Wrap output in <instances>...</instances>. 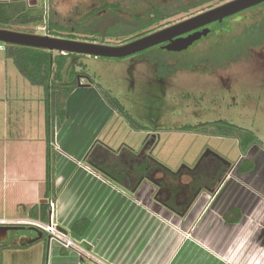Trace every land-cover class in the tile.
<instances>
[{
    "label": "crops",
    "instance_id": "obj_1",
    "mask_svg": "<svg viewBox=\"0 0 264 264\" xmlns=\"http://www.w3.org/2000/svg\"><path fill=\"white\" fill-rule=\"evenodd\" d=\"M43 2L44 0H0V3L16 4L27 9H43ZM79 58L80 56L71 59L63 73L64 83H68L72 65ZM8 61L5 57L3 63L6 70ZM79 69L77 66L75 72ZM64 77L67 79L64 80ZM26 81L28 80L20 73L13 76L12 81H7V76L0 79V221L6 223L33 221L25 208L48 202L45 199V96L41 87ZM79 82L61 103L62 107L54 119L57 148L54 161L56 200L53 203L57 207L55 215L58 226L66 230L80 246L84 244L91 247L90 251H86L94 259L90 256L82 259L73 250L63 249L57 242H51L45 233L38 240L46 239L49 254L54 260L52 264H227L205 251L197 242L183 237L178 239L176 230L174 240L169 238L171 232L166 237L167 222H172L181 230H188L185 227L196 222L208 207L211 208L208 213L211 219L219 215L229 227V232L235 229L239 231L243 223H248L247 218L253 210L248 202L256 199L251 188L241 187V180L244 182L245 176L257 171L258 161L250 153L252 147L246 153H238L233 169L228 172L218 191L219 196L215 197V194L208 191L201 192L182 218L160 204L155 196L160 189L162 194L166 193V199L172 198L169 197L172 192L181 188L174 197L179 205L186 207L192 195L182 186H187L191 178L182 175L179 181H174L160 170L152 173L153 160L177 172L195 167L201 158L207 156L204 154L205 150L212 147L210 144L213 141L233 140L239 146L238 141L208 133L181 131L167 134L150 131L113 109L97 88L100 84L96 81L92 83L84 77ZM31 129L32 132H29ZM166 136L178 137L180 140L169 144L165 140ZM189 137L194 140L188 142L189 147L185 152H192L200 137L203 142L198 144L191 158L187 157L188 154L178 158L174 153L180 151L183 141ZM212 148L210 152H215L214 146ZM58 150L63 154H59ZM247 162L253 165L250 171H244L248 167ZM95 168H106V172L115 176L124 174L125 187L113 183L109 177L95 171ZM146 171L149 176L155 177V181L164 182V186L157 188L150 179H144L137 192L131 194L129 188L137 180V174L146 175ZM257 184L264 190L263 183ZM241 188L245 189L243 192H247V198L239 196ZM259 198L261 200H257L260 203L256 205L262 206L264 198ZM238 215L241 219L237 222L225 219L230 216L232 220ZM85 224L88 225L86 229H82V234L73 231L76 225L81 229ZM213 224L218 229L226 228L216 218L212 221ZM25 231L31 234L9 231L0 235L3 237L0 244H5L8 239H15L13 245L25 246L28 245L26 242L37 238L40 232L36 228ZM57 245L62 249L57 248ZM236 253H232V256ZM3 260L2 258L0 264Z\"/></svg>",
    "mask_w": 264,
    "mask_h": 264
},
{
    "label": "rangeland",
    "instance_id": "obj_2",
    "mask_svg": "<svg viewBox=\"0 0 264 264\" xmlns=\"http://www.w3.org/2000/svg\"><path fill=\"white\" fill-rule=\"evenodd\" d=\"M106 1L122 4L123 9L118 13L122 19L118 18V21H114V16L106 12L99 14L95 19L87 16L90 10ZM151 1L49 0V10L53 13L57 24L61 26L72 27L75 25L77 27V23H79V25L86 24L91 27L89 34L74 33L71 39L119 46L130 42L128 40L135 37L132 35L124 38L125 34L128 35L127 33L133 31L135 10L143 9ZM155 1L167 3L171 0ZM229 1L232 0H213L193 9L189 14L172 17L156 28L160 30L169 27ZM42 11L44 13V9ZM250 18L251 13L247 12L243 15L242 20L234 21L232 25L234 32L225 34L223 38H218L213 34L211 39L198 44L195 42L196 45L189 47L188 50L165 53V61L175 69L173 75H168V69H163L164 71L159 73L155 69V65L141 60V57L146 55L157 56L160 50L155 47L123 59L79 55V60L73 64L74 67L76 66L75 68L80 67L76 73L82 74L80 75L82 77L78 76V83L81 78H84L86 72L93 81L104 87V91L120 102L127 116L150 131H162L168 134L181 132L188 126L224 121L250 130L258 136L261 145H255L250 150L252 156L258 161L257 171L245 176L244 182L241 180V187L251 188L254 194L251 195L256 198L248 202V205H252L253 208L251 215L247 218L248 223H243L239 231L235 229L229 232V227L218 215L214 218L221 220L222 225L226 227L218 229L215 224L212 225L214 218L211 219V216L208 215L211 209L208 207L198 216L196 222L185 227L188 230H181L179 226L167 222L170 227L167 226L166 237L171 232L169 238L172 237L174 240L176 230L178 239L183 237V239L188 238L197 242L205 251L212 253L227 264H264V214H262L264 213V204L256 205L260 203V196L264 198V190L257 184L261 182L264 187V43L256 47H249L239 62L224 67L215 66L216 60L221 59L222 62H225V58H230L231 54H234L237 49H242L246 44L264 40V20L259 18L253 22ZM229 23L224 25L225 29L230 27ZM255 25L256 27L252 28ZM11 29L35 34L47 32L38 31L35 26H13ZM67 34L69 33L60 32L55 35L67 38L69 37ZM105 34L109 36L103 40ZM54 53L59 54L58 52ZM4 60L5 56L2 54L0 56V79L3 80L7 76V81H12V77L20 72L10 59L6 70ZM173 65H180L183 68ZM71 72L69 73V83ZM66 79L67 77H64V80ZM41 90L44 93V89ZM33 97L37 96L33 95ZM33 122H36L35 119ZM29 132H32V129ZM201 138L196 142L195 149L198 144L203 142ZM165 140L169 141V144H173L176 141L179 142L180 139L166 136ZM190 140L194 139L189 137L183 141L180 149L182 152L174 153L175 156L179 158L184 155L186 157L188 154L187 157L191 158L195 149L190 153L185 152L189 147ZM210 145L216 149L215 154L230 163L231 171L238 153L242 152L241 148L233 140L213 141ZM212 147L205 150L204 154L207 155L208 151H212ZM58 153L63 154L60 150ZM222 185L221 183L214 193L215 197L219 196L217 194ZM244 188H241L238 193L240 197L247 198L248 194L243 192ZM165 194H162L164 198H166ZM26 233V231L22 232V234ZM28 233L31 234V232ZM13 240L15 241V239H8L5 244H1V246H9L7 249L0 246L1 260L4 259L2 264H52L54 261L52 255L49 254L45 238L25 246H15L12 243ZM57 248L62 249L58 245ZM65 250L68 251V249ZM73 252L79 254L76 250ZM235 252L237 253L233 257L232 253ZM88 254L90 258H93L90 252Z\"/></svg>",
    "mask_w": 264,
    "mask_h": 264
},
{
    "label": "trees",
    "instance_id": "obj_3",
    "mask_svg": "<svg viewBox=\"0 0 264 264\" xmlns=\"http://www.w3.org/2000/svg\"><path fill=\"white\" fill-rule=\"evenodd\" d=\"M143 2V0H132ZM178 1V2H177ZM171 0L167 3L158 2L152 0L148 2L149 5L145 6L143 9H136L134 13V28L132 32L125 34V37L135 36L134 38L129 39L128 41H132L138 38H141L145 35H148L152 32L157 31V26H159L164 21L175 17L180 14H189L190 11L193 9H197L202 5L211 2L213 0ZM176 2V3H175ZM146 8V9H145ZM122 4L120 3H110L104 2L99 7L94 8L88 12V17L90 18H98V15L106 12L114 16V21H118V18L122 19L118 13L122 10ZM264 3L259 4L253 8H250L246 11L238 13L234 16L226 18L222 24L216 23V26L212 29L211 33L207 35L206 38L202 39L201 41L196 42V44L211 39V35L215 34L218 38H223L225 34H232L234 29L232 25L234 21L242 20L243 15L251 13V20L256 22L257 19L261 18L264 20ZM259 16V17H258ZM43 22V11L42 9H27L16 5H8L0 3V29H8L12 30L11 27L13 26H35L38 27ZM230 22L228 29L224 28V25ZM79 25L77 23V27L72 25V27H65L57 24L54 19V16L50 17L49 23V34L53 37H61L55 34L57 33H69V37L66 39H71L74 33H90L91 27L89 25ZM255 26H252V28ZM88 33V34H89ZM35 34V33H29ZM109 35L105 34L102 38L105 40ZM101 37V36H100ZM123 38V37H122ZM75 40V39H71ZM262 42V43H259ZM104 43V42H101ZM259 43V44H258ZM264 40H260L249 45H245L242 49H237L234 54L230 55V58H225L226 61L222 62L221 59L216 60L215 66L224 67L234 62H239L247 52L249 47H256L258 45H262ZM193 44L192 46H195ZM160 50L157 56H149L146 55L145 57H141V60L155 65V69L162 73L165 69H168V75H173L175 69L169 66V63L165 61L164 55L165 53L168 54L169 52L164 51L161 46L155 47ZM245 48V49H244ZM241 51V52H240ZM4 54V56L10 60H12L15 67L19 70L21 75L29 81V83L33 86L42 87L44 89L45 94V108H46V140H47V178H46V193L45 199L48 201L47 203H41L39 205L25 208L28 212L29 218L32 220H36L45 224L50 223V205L51 202H55V170H54V161H55V154H56V147H55V123L54 119L55 116L58 114L59 110L61 109V103L67 98V96L71 93V91L78 86V76L82 74H77L75 72V67L72 65V72H71V80L70 83L63 82V73L67 69L70 64L71 59L75 57H79L78 54H55L52 51L42 49V48H34V47H27V46H19V45H11L5 44V51L0 54V56ZM175 66V65H173ZM180 66V65H177ZM175 66V67H177ZM183 68V66H180ZM164 69V70H163ZM84 77L89 79L92 83L94 82L85 72ZM82 77V76H80ZM97 88L101 91L103 97L107 101V103L115 110L119 111L120 113L126 115L123 106L120 102L113 97L111 94L104 91V89L97 85ZM127 116V115H126ZM131 123L135 126L136 124L128 118ZM183 131L187 132H196V133H208L213 136L217 137H224V138H232L238 141L239 146L242 152L246 153L251 147L255 145H261V142L258 136L247 129L238 127L236 125L230 124L228 122H216V123H206L200 124L197 126H188ZM246 162V161H245ZM244 163V162H243ZM232 165V164H231ZM246 169L244 171H250L253 168V165L250 162H247ZM231 166L229 162L224 161L220 156L215 154L214 152H208L206 157L200 159L199 163L193 168H185L177 172H173L164 165L160 164L159 162L153 160L152 163V173L155 170H160L164 173L166 177H171L174 181H179L182 175L189 176L191 178L189 184L187 186H182L185 191H188L192 195L191 201H189L185 206L179 205L174 197L181 188H177L176 191L172 192V198H164L162 197V193L160 189L158 190L155 199L165 206L167 209L171 210L173 213L181 216L184 218L188 213L191 205L197 199V197L203 191H208L211 194H214L216 190L220 187L221 183L225 179L226 175L230 171ZM95 171L103 174L104 177H109L111 181L117 185L125 187L124 184V174H117V176L112 175L106 172V168H95ZM149 170V169H148ZM137 180L135 181L134 185L129 188V192L134 194L137 192L139 185L144 179H150L157 188L164 186V182H157L155 181L154 176H149L148 171H146V175L137 174ZM174 186V185H173ZM172 186V187H173ZM174 189V187H173ZM226 221L230 222H237L241 219V216L238 215L237 218L232 219L230 216L225 217ZM88 224H85L83 228H78L76 225L73 228V231L82 234V229H86ZM42 232V231H41ZM44 235L45 233L42 232ZM1 246V244H0ZM82 248L85 250L90 251L91 247L85 246L84 244L81 245ZM4 248V245L1 246ZM84 259L85 256H81ZM1 262V256H0Z\"/></svg>",
    "mask_w": 264,
    "mask_h": 264
},
{
    "label": "water",
    "instance_id": "obj_4",
    "mask_svg": "<svg viewBox=\"0 0 264 264\" xmlns=\"http://www.w3.org/2000/svg\"><path fill=\"white\" fill-rule=\"evenodd\" d=\"M264 3V0H232L214 9L188 18L182 22L157 30L141 38L132 40L119 46L96 44L47 35L29 34L8 29H0V42L4 44L42 48L59 54L90 55L94 57L123 59L144 52L150 48L167 43L165 50L181 52L187 50L195 42L207 37L211 32L209 25L222 24L231 16ZM51 214V211H50ZM35 230L27 227L0 226V235L9 231ZM59 230L65 234L68 232L61 227ZM38 237L26 243L32 244L43 236L38 232ZM3 239V237H0Z\"/></svg>",
    "mask_w": 264,
    "mask_h": 264
},
{
    "label": "built area",
    "instance_id": "obj_5",
    "mask_svg": "<svg viewBox=\"0 0 264 264\" xmlns=\"http://www.w3.org/2000/svg\"><path fill=\"white\" fill-rule=\"evenodd\" d=\"M43 22L37 27L38 31H47L45 34H38L37 35H47L50 36L49 34V23H50V17H51V12L49 10V0H44L43 2ZM5 51V44L0 42V54ZM56 205L55 203L51 202L50 205V223L45 224L39 221H19V222H13L9 223L6 221H0V226L3 225H13V226H31L34 227L44 233H46L51 242H57L60 244L63 248L68 249V250H76L81 256H89L88 252L84 250L80 244H78L70 235L69 233L65 234L59 230L58 223L56 221Z\"/></svg>",
    "mask_w": 264,
    "mask_h": 264
},
{
    "label": "flooded vegetation",
    "instance_id": "obj_6",
    "mask_svg": "<svg viewBox=\"0 0 264 264\" xmlns=\"http://www.w3.org/2000/svg\"><path fill=\"white\" fill-rule=\"evenodd\" d=\"M216 26V23H213V24H211V25H209L208 27H210V29H211V31H212V29L214 28ZM211 33V32H210ZM209 34V33H208ZM206 38V37H205ZM195 44V43H194ZM167 45V43H165V44H163V45H159V46H161L162 47V49H164V51H166V52H170V51H167V50H165V46ZM159 46H157V47H159ZM189 49V48H188ZM187 49V50H188ZM185 51V50H184ZM182 52V51H181ZM173 53H176V52H173ZM20 227H27V228H29V227H31V226H20ZM34 228V227H33ZM41 232V231H40Z\"/></svg>",
    "mask_w": 264,
    "mask_h": 264
}]
</instances>
